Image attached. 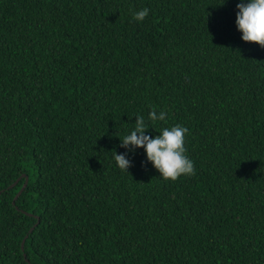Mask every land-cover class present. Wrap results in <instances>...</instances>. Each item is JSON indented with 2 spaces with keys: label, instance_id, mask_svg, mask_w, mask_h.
I'll use <instances>...</instances> for the list:
<instances>
[{
  "label": "trees",
  "instance_id": "trees-1",
  "mask_svg": "<svg viewBox=\"0 0 264 264\" xmlns=\"http://www.w3.org/2000/svg\"><path fill=\"white\" fill-rule=\"evenodd\" d=\"M237 2L0 0V264H264V48ZM137 115L187 129L191 175L115 166Z\"/></svg>",
  "mask_w": 264,
  "mask_h": 264
},
{
  "label": "clouds",
  "instance_id": "clouds-1",
  "mask_svg": "<svg viewBox=\"0 0 264 264\" xmlns=\"http://www.w3.org/2000/svg\"><path fill=\"white\" fill-rule=\"evenodd\" d=\"M234 24L240 33V40L253 42L264 48V0H238L235 5ZM148 8L132 13L135 20L142 21L148 15ZM166 113L150 110L147 119L152 122L164 121ZM145 117L135 116L134 127L119 139V146L125 151H112L115 166L127 172L131 165L128 153L142 148L145 160L165 180H176L181 175L194 172L193 162L185 155L184 138L187 129L181 125L164 127L158 134L150 135Z\"/></svg>",
  "mask_w": 264,
  "mask_h": 264
},
{
  "label": "water",
  "instance_id": "water-1",
  "mask_svg": "<svg viewBox=\"0 0 264 264\" xmlns=\"http://www.w3.org/2000/svg\"><path fill=\"white\" fill-rule=\"evenodd\" d=\"M22 178L25 179V180H24V184H23V186L21 187V189L19 190V192L17 193V195L14 197V199H13V201H12V204H13V205L15 204L16 200L18 199V197L21 195V193H22V192L24 191V189L26 188L27 183H28V177L25 176V175H22V176L19 177V178L13 183V184H11V185L7 188V190H9V189L15 187V186L17 185V183H18ZM0 193H1V192H0ZM26 215H28V216H32V215L27 214V213H26ZM35 226H37V224H36ZM35 226H34V227H35ZM34 227L30 229L29 233H31V232L33 231ZM26 238H27V236L24 238V240H25ZM24 240H23L22 243H21V250H22V251H23V246H24Z\"/></svg>",
  "mask_w": 264,
  "mask_h": 264
}]
</instances>
